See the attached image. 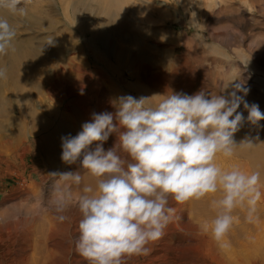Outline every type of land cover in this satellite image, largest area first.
I'll return each instance as SVG.
<instances>
[{
	"label": "bare ground",
	"instance_id": "1",
	"mask_svg": "<svg viewBox=\"0 0 264 264\" xmlns=\"http://www.w3.org/2000/svg\"><path fill=\"white\" fill-rule=\"evenodd\" d=\"M88 1L92 4H79L80 10L73 6L71 13L69 0H26L21 14L10 16L6 0H0L3 5L0 16L10 19L17 37L14 46L7 51L11 66L7 67L6 78H0V104L14 103L5 122H0V150L5 148L10 151L9 158L25 153L23 146L26 141L38 137L46 168H62L65 163L61 159V138L69 134L77 135L82 125L91 121L93 113L115 112L112 102L118 97H150L171 92L192 95L201 90L207 92L204 83L189 85L185 79H176L173 72L179 60L175 56L176 48L161 47V50L155 51L157 47L148 46L145 39L155 34H145L135 27L141 21L153 24L166 22L171 16L178 20L181 17L179 4H182V9H186L183 0H162L171 6L168 8L170 12L156 11L151 6L153 1L149 0ZM230 1L233 0H210V5L219 14H224L228 11ZM98 9L100 12L97 14L95 11ZM52 31L56 33L50 35ZM109 34L117 38L111 39ZM165 34L170 37L169 42L176 45V38L170 32ZM229 34L234 33L230 31ZM68 49L78 55H70L66 52ZM249 51L253 64L264 63V37H254ZM148 53L150 55L146 56ZM0 68L3 65L0 64ZM144 68L158 69L157 74H164L163 82H148L142 76ZM103 69L108 75L102 84L93 83L95 74H104ZM233 71L239 74V79L230 81L232 92L239 86L247 89V93H254L255 82L264 86V79L252 81L244 77L242 66L238 63ZM65 86L68 87L67 91L64 90ZM241 92H236V95L241 96ZM41 96L44 99L48 96L40 107L47 117L31 107L33 100ZM50 102L54 103L53 106ZM64 109L67 112H63ZM245 139L251 140L253 145L238 147L232 158L239 160V167L244 172L260 173L262 195L254 222L249 223L245 219L246 205L237 206L232 212L235 217L233 227L225 237L229 247L220 249L210 234L201 230V225L215 218L218 209L212 205V201L219 199L220 193L209 194L201 200H191L185 204L170 200V206L176 210V219L159 240L147 246V254L125 256L122 264H161L162 259L173 260L175 264H195L204 260L200 251L202 248L207 250L205 247L208 246L216 247L222 254L220 264H264V120L253 125L244 117L242 125L234 134V140L239 145ZM114 143L115 140L109 137L104 148L107 150ZM85 181L94 184V179L88 175H85ZM49 207L51 211L39 224L27 220L9 226V232L16 234L13 248L6 254L12 258L11 263L87 264L75 251L80 219L78 209L70 205L62 213L68 219L60 222L57 217L61 213H57L51 204ZM12 209L14 212H26L34 219L43 212L42 205L32 202L18 203ZM184 209H188L191 214L186 224L180 219V211ZM181 253H185L184 257L189 259L186 263Z\"/></svg>",
	"mask_w": 264,
	"mask_h": 264
},
{
	"label": "clouds",
	"instance_id": "2",
	"mask_svg": "<svg viewBox=\"0 0 264 264\" xmlns=\"http://www.w3.org/2000/svg\"><path fill=\"white\" fill-rule=\"evenodd\" d=\"M19 0H6L10 13ZM22 11V10H21ZM16 29L0 16V54L12 47ZM7 69L0 68V78ZM224 88L221 89V92ZM228 96L204 90L155 94L139 98L131 95L112 102L115 112L93 113L77 135L61 138V159L66 164L80 162L81 171L52 173L75 185L78 191L62 192L50 201L64 222L71 205L78 209L75 251L87 264H122L125 256L147 254L148 245L159 240L176 219V204L201 200L220 193L212 205L218 212L201 230L220 249L229 247L225 237L233 227L237 206L247 207L246 221L257 218L261 198L260 173H246L239 166L225 169L217 157H232L238 147H251L245 139L238 145L234 134L244 121L237 112L240 104L253 125L264 120L257 104L249 105L236 92ZM116 141L107 150L112 135ZM82 158V159H81ZM94 184L84 182V176Z\"/></svg>",
	"mask_w": 264,
	"mask_h": 264
},
{
	"label": "rangeland",
	"instance_id": "3",
	"mask_svg": "<svg viewBox=\"0 0 264 264\" xmlns=\"http://www.w3.org/2000/svg\"><path fill=\"white\" fill-rule=\"evenodd\" d=\"M74 1L69 0L71 13L73 6H77L78 10H80L79 4L84 6L91 3L88 0H76V3ZM149 1H153V5L151 6L152 8H156V11L170 12L168 8L171 6H167V3H163L162 0ZM183 1L186 9H182V4H179L181 7V17L178 20H175L174 16H171L166 22L160 21L153 24L141 21L135 24V27H139L145 34H155L145 38L148 46L152 48L157 47L155 51L161 50V47L176 48L175 56L179 57V60L173 72L178 81L185 79L189 85L204 83L207 87V93L228 96L232 92L231 86H229L230 81H237L239 79V74L233 71L236 63L242 66L244 73L242 75L244 77H248L252 81L254 79H264V63L259 65L253 64L251 62V60L253 61L252 55L249 51L254 37L259 36L260 39L264 37V0L230 1L228 11L224 14H219L217 9L215 10L212 4L210 5V0L208 3L205 0ZM25 2L26 0H19V3L16 5V11L10 13V16H14L17 13L21 14ZM2 7L3 5L0 2V8ZM95 12L98 14L100 9ZM98 18L100 19L101 16ZM9 22L11 23V21ZM230 31L234 34L230 35ZM165 32H170L176 38V45H172L169 42L170 37ZM54 33L56 31H52L50 35ZM15 38L17 39V37ZM109 38L115 39L117 36L109 34ZM15 42L14 40L13 46ZM66 52L70 55H78V53L70 52L69 49ZM149 55L148 53L146 56ZM90 62H92L91 57ZM0 64L6 69L11 66L7 53L0 54ZM144 69L142 76L148 82L154 84L163 82L164 74H157L158 69L149 70L147 68L145 71ZM104 71L106 72V70L103 69L105 75L95 74L93 83L102 84L104 77L108 75ZM254 86L256 89L254 93H247L245 95L244 92H241L240 94L242 95L240 97L249 105L257 104L263 113L264 86L257 82L254 83ZM223 88L224 91L221 92ZM67 89L68 87L65 86L64 90L67 91ZM42 97L35 98L31 107L47 117L40 110V107L44 104L43 101L48 99V96H45V99ZM38 99L42 102H38ZM50 103L53 106L54 103ZM12 104L14 105V103ZM13 105L5 102L0 104V110L3 113L0 116V122H5L7 115L12 111ZM48 107L50 108V105ZM63 112H67V110L64 109ZM237 112L242 113L244 117H248V111L244 108L243 103L240 104ZM253 131L256 132L255 129ZM110 138L116 141L114 134ZM39 141L38 137L36 139L31 138L30 141L27 140L23 146V150H26V152H23L18 157L13 156L9 158L8 156L11 155L10 151H7L5 148L0 150V264H18L16 261H12L11 263L12 258L6 255L7 251L13 248L12 243L16 240V234H12L11 231L9 232V226L26 222L27 220L39 224L47 213L51 211L49 207L50 201L61 195L62 192L72 191L75 193L78 191L75 185H71L59 175H53L52 173L83 172L80 162L77 161V163L71 165L65 163L62 168L54 170L47 169ZM242 160L244 159L242 158ZM217 163L221 167H227L228 169L232 166L240 165L238 159L223 157L222 155L217 157ZM77 164L78 168H76ZM84 182L86 183L85 176ZM57 187L62 192H57ZM27 202H32L34 205H42L43 212L34 219L32 216L26 214V212L13 211L14 205ZM180 212L181 221L185 224L189 222V218L191 217L190 211L184 209V211ZM8 215L12 216L7 217ZM260 226L263 228V225ZM193 245L196 244L193 243ZM196 247L198 248L199 246ZM213 247H205L207 250L199 247L198 249L202 250L200 251L201 258L204 260L198 261L195 264H220V256L222 254L216 250V247ZM184 255L186 254L181 253V257H184ZM170 256L173 257V255ZM185 257L184 262L186 263L189 259ZM161 264L175 263L173 260L162 259Z\"/></svg>",
	"mask_w": 264,
	"mask_h": 264
}]
</instances>
